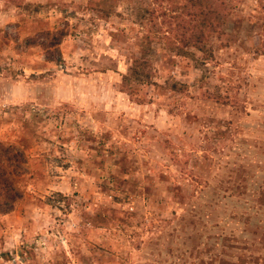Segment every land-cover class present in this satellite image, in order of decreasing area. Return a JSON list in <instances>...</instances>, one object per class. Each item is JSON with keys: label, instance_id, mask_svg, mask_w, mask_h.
<instances>
[{"label": "rangeland", "instance_id": "rangeland-1", "mask_svg": "<svg viewBox=\"0 0 264 264\" xmlns=\"http://www.w3.org/2000/svg\"><path fill=\"white\" fill-rule=\"evenodd\" d=\"M200 6L0 0V264H264V0Z\"/></svg>", "mask_w": 264, "mask_h": 264}, {"label": "trees", "instance_id": "trees-1", "mask_svg": "<svg viewBox=\"0 0 264 264\" xmlns=\"http://www.w3.org/2000/svg\"><path fill=\"white\" fill-rule=\"evenodd\" d=\"M191 6L201 8L200 0H188ZM196 24L192 27L190 37H183L186 41L191 40L193 46L200 51L205 53L206 49L202 42L203 27L207 26V22L203 19L205 14L203 10L198 9V13H194ZM200 19V21H199ZM64 37L62 33L57 37V43L59 44L60 39ZM59 40V41H58ZM190 41V42H191ZM51 60V59H48ZM60 56L55 60L59 62ZM134 67L131 70L129 79L138 80L141 83H150V77L146 73L138 72L139 66H146L141 61H136ZM143 68V67H142ZM27 160L25 154L18 148L10 145H4L0 143V215H5L13 211L17 202L23 197L22 183L25 175L24 166Z\"/></svg>", "mask_w": 264, "mask_h": 264}]
</instances>
